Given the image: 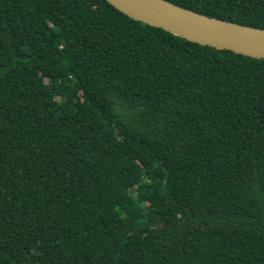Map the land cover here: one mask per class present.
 Here are the masks:
<instances>
[{
  "label": "trees",
  "instance_id": "16d2710c",
  "mask_svg": "<svg viewBox=\"0 0 264 264\" xmlns=\"http://www.w3.org/2000/svg\"><path fill=\"white\" fill-rule=\"evenodd\" d=\"M166 1L264 29V0ZM0 264H264V59L0 0Z\"/></svg>",
  "mask_w": 264,
  "mask_h": 264
},
{
  "label": "water",
  "instance_id": "95a60500",
  "mask_svg": "<svg viewBox=\"0 0 264 264\" xmlns=\"http://www.w3.org/2000/svg\"><path fill=\"white\" fill-rule=\"evenodd\" d=\"M127 16L200 44L264 59V29L219 20L166 0H107Z\"/></svg>",
  "mask_w": 264,
  "mask_h": 264
}]
</instances>
